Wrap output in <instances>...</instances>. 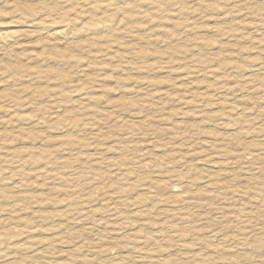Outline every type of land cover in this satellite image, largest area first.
<instances>
[{
    "label": "rangeland",
    "instance_id": "374dc122",
    "mask_svg": "<svg viewBox=\"0 0 264 264\" xmlns=\"http://www.w3.org/2000/svg\"><path fill=\"white\" fill-rule=\"evenodd\" d=\"M7 30L0 264H264V0H0Z\"/></svg>",
    "mask_w": 264,
    "mask_h": 264
},
{
    "label": "bare ground",
    "instance_id": "6f19581e",
    "mask_svg": "<svg viewBox=\"0 0 264 264\" xmlns=\"http://www.w3.org/2000/svg\"><path fill=\"white\" fill-rule=\"evenodd\" d=\"M91 2V0H90ZM94 2V1H93ZM84 3V2H83ZM86 3V2H85ZM88 5V4H86ZM95 6V5H94ZM94 6H93V10H94ZM107 6V5H106ZM91 7V6H90ZM96 7V6H95ZM100 7V6H99ZM103 7V5H102ZM98 8V7H97ZM106 9V8H105ZM108 9V8H107ZM94 11H92L93 13ZM118 12V11H117ZM134 13V12H133ZM126 14V13H125ZM93 15V14H92ZM102 16V15H101ZM100 16V17H101ZM53 32V31H51ZM50 32V34H51ZM18 35V34H17ZM15 32L13 31H0V54L1 53H5L12 51V49H14L16 47V45L18 44V38ZM51 40L53 41H60V42H64V43H68L70 40L69 35L67 36L63 31L61 30H56L51 34L50 37ZM50 40V41H51ZM74 42V41H72ZM69 44V43H68ZM71 45V44H70ZM69 45V46H70ZM68 46V47H69ZM72 47V46H71ZM219 98V97H218ZM241 176V175H240ZM212 185V184H211ZM240 187V186H239ZM256 190V188H254ZM214 190V189H213ZM247 193V192H246ZM248 194V193H247ZM256 198V197H254ZM256 204V203H255ZM264 205V204H263ZM214 215V214H213ZM260 216V215H259ZM264 224V223H263ZM194 237V236H193ZM220 237V236H219ZM178 243V242H177ZM221 244V243H220ZM170 245V244H169ZM219 248V247H218ZM186 251V250H185ZM238 251V250H237ZM248 251V250H247ZM232 254V253H231ZM229 255V254H228ZM212 256V255H211ZM184 259V258H183ZM231 259V258H230ZM192 263V262H191Z\"/></svg>",
    "mask_w": 264,
    "mask_h": 264
}]
</instances>
